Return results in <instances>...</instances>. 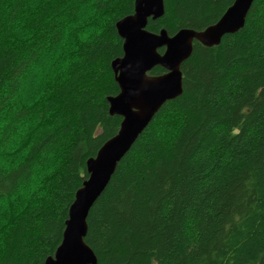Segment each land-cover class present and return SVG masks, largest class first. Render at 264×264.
Masks as SVG:
<instances>
[{
    "label": "trees",
    "instance_id": "obj_1",
    "mask_svg": "<svg viewBox=\"0 0 264 264\" xmlns=\"http://www.w3.org/2000/svg\"><path fill=\"white\" fill-rule=\"evenodd\" d=\"M233 1L165 0L147 29L200 31ZM134 2L0 0V264L54 255L88 158L118 132L111 62ZM181 70L90 209L98 264H264V0Z\"/></svg>",
    "mask_w": 264,
    "mask_h": 264
},
{
    "label": "water",
    "instance_id": "obj_2",
    "mask_svg": "<svg viewBox=\"0 0 264 264\" xmlns=\"http://www.w3.org/2000/svg\"><path fill=\"white\" fill-rule=\"evenodd\" d=\"M254 0H234L221 18L203 30L181 28L170 35L147 29L149 19L164 15L165 0H135L134 12L116 23L123 39V54L112 60L120 91L108 97L110 113L122 117L118 132L89 157L88 177L75 193L68 211L61 243L44 264H98L86 243L91 207L109 184L117 164L130 150L162 105L183 92L182 63L193 51L194 41L206 46L221 42L227 33L240 30ZM164 48L163 52L159 49ZM157 65L166 72L151 75Z\"/></svg>",
    "mask_w": 264,
    "mask_h": 264
},
{
    "label": "rangeland",
    "instance_id": "obj_3",
    "mask_svg": "<svg viewBox=\"0 0 264 264\" xmlns=\"http://www.w3.org/2000/svg\"><path fill=\"white\" fill-rule=\"evenodd\" d=\"M32 73V72H31ZM29 82L30 81V78L28 79V80H26V82ZM28 82L26 83V85L28 84ZM38 82V81H37ZM37 82H32V83H30L29 84V86H30V88L29 89H35L36 88V86H37ZM28 86V85H27ZM27 86H25V87H27Z\"/></svg>",
    "mask_w": 264,
    "mask_h": 264
},
{
    "label": "clouds",
    "instance_id": "obj_4",
    "mask_svg": "<svg viewBox=\"0 0 264 264\" xmlns=\"http://www.w3.org/2000/svg\"><path fill=\"white\" fill-rule=\"evenodd\" d=\"M30 2H32V0H30Z\"/></svg>",
    "mask_w": 264,
    "mask_h": 264
}]
</instances>
